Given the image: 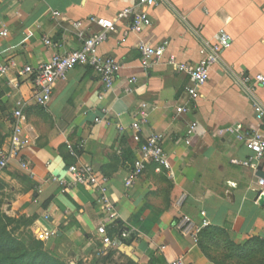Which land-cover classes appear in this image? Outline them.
Here are the masks:
<instances>
[{
  "label": "crops",
  "instance_id": "1",
  "mask_svg": "<svg viewBox=\"0 0 264 264\" xmlns=\"http://www.w3.org/2000/svg\"><path fill=\"white\" fill-rule=\"evenodd\" d=\"M138 0H0V149L13 135L11 113L23 99V134L30 144L0 170L7 184L12 214L28 217L32 226L55 232L48 246L69 261L91 264L103 243L98 226L104 215L91 188L73 184L63 191L58 180L74 183L71 164H89L110 178L109 194L120 223L137 233L123 247L110 250L127 264H170L184 258L189 264H264V200L256 202L264 179V156L257 159L246 141L264 126L254 107L264 105V0H160L149 9L152 25L142 33L130 31L131 16L118 18ZM61 15L54 17L53 12ZM92 16L115 19L100 53L116 58L123 68L116 84L106 89L88 66L72 68L56 83L50 102L33 99L34 76L23 74L57 53L80 47L74 21L90 35L100 30ZM225 31L231 46L219 53L200 98L191 100L189 76L166 62L143 68L137 48L143 39L157 46L169 41L168 54L196 65L203 46ZM45 38L53 46L45 44ZM136 78L134 84L128 81ZM150 113L143 134L163 133L174 177L150 162L134 186L126 187L137 144L130 126L142 103ZM186 105L188 113H176ZM101 119L96 122L95 119ZM110 121V123H107ZM198 122L193 136L188 130ZM117 124L126 127L121 133ZM66 141L84 143L78 157ZM261 170V171H260ZM262 172L263 175L259 174ZM204 211L210 225L197 243L181 233L177 223L190 215L197 223ZM101 256V255H100ZM132 261V263L130 262Z\"/></svg>",
  "mask_w": 264,
  "mask_h": 264
},
{
  "label": "built area",
  "instance_id": "2",
  "mask_svg": "<svg viewBox=\"0 0 264 264\" xmlns=\"http://www.w3.org/2000/svg\"><path fill=\"white\" fill-rule=\"evenodd\" d=\"M160 0H138L137 9L126 8L119 13L118 18L131 16L130 31L142 33L146 28L152 25V19L149 14L150 8H155ZM61 13L54 11L53 16L59 17ZM92 22L100 27V30L93 34H86L82 27V21H74L72 24L78 30V39L80 47L67 53H57L49 61L40 64L36 68L26 66L22 73L34 76L33 99L39 105H47L53 95L56 83L67 78L68 72L77 66L90 67L100 78L106 89L115 86L118 75L123 65L114 57L102 55L100 46L108 39V33L114 27L115 19H108L102 16H92ZM7 31H0V37L6 36ZM47 46H53L52 40L45 38ZM170 42L165 41L160 45L154 46L147 41L141 39L137 48L141 55V65L143 68H152L158 65L165 57L166 62L176 68L180 72H184L189 76L190 84L186 87L187 93L191 100L200 98V87L203 86L210 77L212 66L218 62L219 53L223 49L231 46V38L225 31H220L216 35V41L213 44L203 46V58L196 64L191 65L182 62L175 53L168 54ZM9 67L7 65L0 66V76L7 73ZM257 80L264 84V75L257 76ZM136 78H131L130 84L136 83ZM25 102L23 99L16 101V107L11 113L13 120V135L8 148L0 149V169H5L12 158H18L24 168H28L27 162L22 157L23 149L31 142L30 137L23 134ZM157 109L149 103H142L137 109L135 119L133 120L130 131L131 138L137 144V155L134 158L130 177L126 180V187H132L135 181L139 179L150 162L156 164V170L159 173L166 174L169 178L174 177L172 163L168 153L165 151L163 143L165 136L163 133L152 132L149 135L143 134L144 125L149 120L151 112ZM256 118L264 126V105L258 103L254 107ZM190 108L186 105L176 107V113H188ZM96 122L101 119L96 118ZM110 123V121H107ZM198 126L197 121H193L188 134L193 136ZM119 132L123 133L126 127L117 124ZM84 143L74 146L71 141H66L67 148L71 155L78 157L79 151ZM248 148L254 153L257 159L264 156V128L255 132V134L246 141ZM69 172L74 178V183L66 180H58L53 177V181H59L63 191H67L73 184L85 186L94 190L100 203V209L104 215L103 222L98 226V234L101 237L103 247L100 250L101 256H106L110 250H116L123 247L125 240L133 238L136 235L135 227H125L120 223V217L115 205L109 194L110 178L107 175L96 172L95 168L89 164H71L68 167ZM260 186H264V179L259 180ZM256 202L260 203L264 200V189L258 190ZM203 219L197 223L190 215H184L177 223V228L182 234L193 238L194 242L199 241L201 232L210 225L204 211L201 212ZM55 232L41 231L38 233V239L46 241ZM264 240V234L262 236ZM170 264H189L184 258H177Z\"/></svg>",
  "mask_w": 264,
  "mask_h": 264
},
{
  "label": "trees",
  "instance_id": "3",
  "mask_svg": "<svg viewBox=\"0 0 264 264\" xmlns=\"http://www.w3.org/2000/svg\"><path fill=\"white\" fill-rule=\"evenodd\" d=\"M5 187V182L0 180V190ZM12 221L0 211V264H67L60 259L58 253L45 247V241L33 239V242L28 244L27 241L14 237L12 232L7 229L8 224ZM207 228L201 232L199 239L202 238V234ZM109 254L111 257L113 252H109ZM130 262L132 263V261ZM78 264L84 263L80 261Z\"/></svg>",
  "mask_w": 264,
  "mask_h": 264
},
{
  "label": "rangeland",
  "instance_id": "4",
  "mask_svg": "<svg viewBox=\"0 0 264 264\" xmlns=\"http://www.w3.org/2000/svg\"><path fill=\"white\" fill-rule=\"evenodd\" d=\"M4 170V169H0ZM6 184V183H5ZM7 187V184H6ZM5 188L1 189V195H0V211L5 215V217H9L13 221L10 222L7 226V229L12 232L13 236L18 238L19 240H25L30 244L29 242H33V239L38 241V233L41 232L42 230L38 229L35 227V225L32 226V221L28 217H17L16 214H12V205H11V200L9 197L5 195ZM6 219L4 218V222ZM45 247L48 248L50 251L55 252L52 250L47 242L45 241ZM57 253V252H55ZM109 254V253H108ZM106 256H98V258L93 261L91 264H127V261L122 260L120 258V255L117 257L115 256L116 254L112 255L111 257L110 254ZM60 255V254H59ZM60 259L67 264H78L76 261H69L63 256L60 255Z\"/></svg>",
  "mask_w": 264,
  "mask_h": 264
},
{
  "label": "water",
  "instance_id": "5",
  "mask_svg": "<svg viewBox=\"0 0 264 264\" xmlns=\"http://www.w3.org/2000/svg\"><path fill=\"white\" fill-rule=\"evenodd\" d=\"M261 171V170H260ZM259 174L263 175L262 172H259Z\"/></svg>",
  "mask_w": 264,
  "mask_h": 264
}]
</instances>
